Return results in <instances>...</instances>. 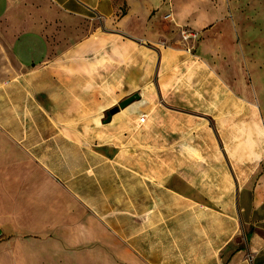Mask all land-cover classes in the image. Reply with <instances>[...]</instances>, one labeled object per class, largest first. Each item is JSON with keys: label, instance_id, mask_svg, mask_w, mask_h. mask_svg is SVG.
Here are the masks:
<instances>
[{"label": "crops", "instance_id": "1", "mask_svg": "<svg viewBox=\"0 0 264 264\" xmlns=\"http://www.w3.org/2000/svg\"><path fill=\"white\" fill-rule=\"evenodd\" d=\"M228 11L0 0V264H264V39Z\"/></svg>", "mask_w": 264, "mask_h": 264}, {"label": "rangeland", "instance_id": "2", "mask_svg": "<svg viewBox=\"0 0 264 264\" xmlns=\"http://www.w3.org/2000/svg\"><path fill=\"white\" fill-rule=\"evenodd\" d=\"M228 4V18L232 19L233 17H238L243 22V29L245 33L248 30L252 29L256 38L260 37L257 48L261 49L262 39H264V0H224ZM250 23V24H248ZM80 28H82L83 32L87 30V26L85 24H81ZM250 44V41L245 43V47ZM149 141V139H148ZM134 145V141H130L128 138V145ZM144 153H143V164H144V174L150 176V154L146 153L145 146L149 145L146 139L144 138ZM160 158L161 155H160ZM160 174L164 176L167 175L166 170H160Z\"/></svg>", "mask_w": 264, "mask_h": 264}, {"label": "water", "instance_id": "3", "mask_svg": "<svg viewBox=\"0 0 264 264\" xmlns=\"http://www.w3.org/2000/svg\"><path fill=\"white\" fill-rule=\"evenodd\" d=\"M138 99H140V96L138 93H135V94L127 97L126 99L121 101L118 106L110 109L109 114L112 115V114L116 113L119 110V108H124V107L128 106L130 103H132L133 101L138 100Z\"/></svg>", "mask_w": 264, "mask_h": 264}, {"label": "built area", "instance_id": "4", "mask_svg": "<svg viewBox=\"0 0 264 264\" xmlns=\"http://www.w3.org/2000/svg\"><path fill=\"white\" fill-rule=\"evenodd\" d=\"M166 17H169V15L166 16ZM182 36H183L184 39H188L189 37H192V36L195 37L196 33L192 32V31L184 30V31H182Z\"/></svg>", "mask_w": 264, "mask_h": 264}]
</instances>
